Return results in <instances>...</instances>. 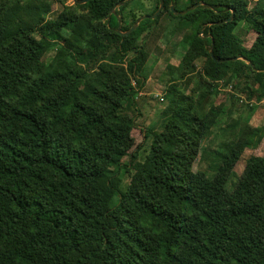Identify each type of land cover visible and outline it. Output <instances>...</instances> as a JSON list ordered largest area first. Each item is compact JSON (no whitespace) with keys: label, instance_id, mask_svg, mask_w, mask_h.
I'll list each match as a JSON object with an SVG mask.
<instances>
[{"label":"trees","instance_id":"trees-1","mask_svg":"<svg viewBox=\"0 0 264 264\" xmlns=\"http://www.w3.org/2000/svg\"><path fill=\"white\" fill-rule=\"evenodd\" d=\"M134 1L64 4L46 19L50 4L29 0L26 20L13 15L22 0H0V264H264V150L227 188L244 149L264 143V125L238 115L222 128L238 139L213 175L191 169L202 140L230 118L227 103L211 102L219 83L264 99V0H163L156 18L123 36L118 24L126 31L142 16H123ZM165 14L169 33L193 30L176 77L198 61V82L186 94L170 79L160 128L138 160L124 152L146 79L143 35ZM209 49L245 61L215 63Z\"/></svg>","mask_w":264,"mask_h":264},{"label":"rangeland","instance_id":"rangeland-1","mask_svg":"<svg viewBox=\"0 0 264 264\" xmlns=\"http://www.w3.org/2000/svg\"><path fill=\"white\" fill-rule=\"evenodd\" d=\"M29 0H22L20 7L16 8L13 13L21 19H28L29 14L25 9V2ZM50 4V11L46 13V19H54L58 12L61 10L64 4H73L72 0H46ZM184 0H178V2ZM248 8L256 3V0H247ZM156 0H135L134 3H130L125 10L122 12L126 20H129L130 12L132 11L136 15L148 14L155 6ZM179 8V6H178ZM184 8V6L182 7ZM186 9V8H185ZM184 9V10H185ZM183 11V10H182ZM14 19V18H13ZM169 17L167 14L164 15L157 23H153L148 32L143 35L144 50L148 53V58L144 62V67L140 71V75H143L146 79V86L143 87L139 93L135 96V106L130 110V115L135 118L136 126L133 133L132 145L125 148L126 154L136 152L137 159L140 160L150 143L149 131H158L161 125V111L167 104L165 97L166 88L170 85L171 80L176 81L175 86H178L181 90H184L186 94L190 93V89L197 86L196 71L200 68V64L196 62V70L194 74L184 76L182 79L176 77L178 75L177 66L184 53L183 45L185 42H189L193 30L192 29H179L175 33H169L173 24L170 21L168 24ZM19 22L18 20L14 19ZM13 20V23H14ZM142 41H140L141 43ZM58 41L52 43L48 51V56L53 54L54 48ZM139 70V69H137ZM173 76V77H172ZM177 78V79H176ZM144 81V82H145ZM223 82V81H222ZM218 94L212 99L213 105H218L221 101L227 103V110L231 112L230 118H226L224 114L219 123L212 128L208 137L202 140V150L200 155L193 161L191 169L193 171L202 170L207 173L208 176H212L218 163L219 155L225 152V145L231 144L237 141L236 134H228V130H223L225 126L236 119L240 115L241 122L246 123L251 127H262L264 125V99L256 101L255 99L247 100L244 94L235 93L234 88L224 86L223 83H219ZM144 93H147V95ZM231 94H236V99H230ZM227 96V97H226ZM227 100L225 101V99ZM226 108V107H225ZM241 128V126H240ZM141 130V131H140ZM215 149L216 154L212 155L210 150ZM256 150V149H255ZM251 147L244 149L238 162L233 167V173L227 182V188L233 189L237 177L241 173L243 163L249 157V155L261 153L264 150V143L258 147V152ZM129 156V155H128ZM129 157L124 158V161L128 162ZM138 166V162L132 163V170H135ZM131 170V171H132ZM120 178L125 183L128 180V174L120 173Z\"/></svg>","mask_w":264,"mask_h":264},{"label":"water","instance_id":"water-1","mask_svg":"<svg viewBox=\"0 0 264 264\" xmlns=\"http://www.w3.org/2000/svg\"><path fill=\"white\" fill-rule=\"evenodd\" d=\"M87 1H88V0H72V2H73L74 4H83V3L87 2ZM122 4H123V3H120V2L116 3V4L112 7V9H111V13L114 12V9H115V8L119 7V6L122 5ZM199 4H201V2H200V3H197V4H194V5H191V6H189L188 8H186L185 10L180 11V12L175 11V10H174V6H173V4H171V5H170V10L173 12V14H174L175 16H178V15H184V14H186L187 12L193 10V9H194L195 7H197ZM163 8H164L163 0H159L158 8H157V10H156L154 13H152V14H145V15L140 16V17L134 22V24H133L132 26H130L126 31H120V29H119V24H118V28L116 29V32H117L118 34L123 35V36H126V35L130 34L133 30H135V29L137 28L138 24H139L142 20L147 19V18H150V19H154V18H156V17L158 16V14L163 10ZM233 15H234V12H233V10H231V14H230V16H229L227 19H225L224 22H228V21L232 20ZM209 55H210V57L212 58V60H213L215 63H224V62H229V61H235V60H238V59H239V60H244V61H245V58H243L241 55H237L236 57L225 58V59H222V58H216V57L214 56V54H213L212 49H209ZM247 63H248L249 65H251V63H250L249 61H248Z\"/></svg>","mask_w":264,"mask_h":264},{"label":"crops","instance_id":"crops-1","mask_svg":"<svg viewBox=\"0 0 264 264\" xmlns=\"http://www.w3.org/2000/svg\"><path fill=\"white\" fill-rule=\"evenodd\" d=\"M146 82H147V81L144 82L143 87L146 86ZM143 87H142V88H143ZM145 94L147 95V93H144V95H145Z\"/></svg>","mask_w":264,"mask_h":264},{"label":"built area","instance_id":"built-area-1","mask_svg":"<svg viewBox=\"0 0 264 264\" xmlns=\"http://www.w3.org/2000/svg\"><path fill=\"white\" fill-rule=\"evenodd\" d=\"M132 85L134 86V82L132 83ZM231 87L229 86V89H230ZM139 93V92H138Z\"/></svg>","mask_w":264,"mask_h":264}]
</instances>
